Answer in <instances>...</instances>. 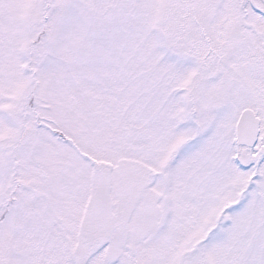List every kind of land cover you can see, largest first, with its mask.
Returning a JSON list of instances; mask_svg holds the SVG:
<instances>
[{"label":"snow or ice","instance_id":"6c2138e0","mask_svg":"<svg viewBox=\"0 0 264 264\" xmlns=\"http://www.w3.org/2000/svg\"><path fill=\"white\" fill-rule=\"evenodd\" d=\"M0 264H264V0H0Z\"/></svg>","mask_w":264,"mask_h":264}]
</instances>
